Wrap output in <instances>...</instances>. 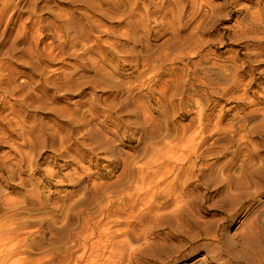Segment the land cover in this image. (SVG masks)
Instances as JSON below:
<instances>
[{
	"label": "rangeland",
	"instance_id": "obj_1",
	"mask_svg": "<svg viewBox=\"0 0 264 264\" xmlns=\"http://www.w3.org/2000/svg\"><path fill=\"white\" fill-rule=\"evenodd\" d=\"M0 264H264V0H0Z\"/></svg>",
	"mask_w": 264,
	"mask_h": 264
},
{
	"label": "bare ground",
	"instance_id": "obj_2",
	"mask_svg": "<svg viewBox=\"0 0 264 264\" xmlns=\"http://www.w3.org/2000/svg\"><path fill=\"white\" fill-rule=\"evenodd\" d=\"M261 240H262V239H261ZM18 245H19V244H17V246H15V245H14V246H11V247L8 246L7 251L11 252L12 255H13V253H15V251L17 250ZM1 246H2V245H1ZM256 246H258V245H256ZM256 246H255V247H256ZM6 248H7V247H6ZM260 249H261V248H260ZM260 249H259V250H260ZM259 252H260V251H259Z\"/></svg>",
	"mask_w": 264,
	"mask_h": 264
}]
</instances>
